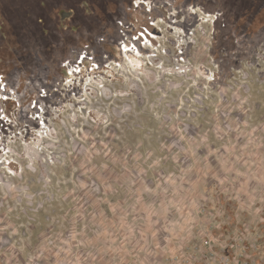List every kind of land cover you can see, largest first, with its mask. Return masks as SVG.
<instances>
[{
  "label": "rangeland",
  "instance_id": "1",
  "mask_svg": "<svg viewBox=\"0 0 264 264\" xmlns=\"http://www.w3.org/2000/svg\"><path fill=\"white\" fill-rule=\"evenodd\" d=\"M63 2L0 58V264H264V0Z\"/></svg>",
  "mask_w": 264,
  "mask_h": 264
},
{
  "label": "flooded vegetation",
  "instance_id": "2",
  "mask_svg": "<svg viewBox=\"0 0 264 264\" xmlns=\"http://www.w3.org/2000/svg\"><path fill=\"white\" fill-rule=\"evenodd\" d=\"M54 2L56 6L46 7V2ZM68 1V0H63ZM61 0H0V58L13 56V42L16 41V47H23L24 41L32 42V47H43V35L45 25V10L56 9V19L58 24L70 23L75 18V11L72 7L67 8L60 6L64 2ZM75 0H73L74 2ZM49 3V2H48ZM83 6H87L83 3ZM67 28L65 27L64 30ZM16 50V49H15ZM21 51V50H20ZM16 56H27L22 52H19ZM9 71L12 68V58L6 60ZM3 60L0 59V65H3ZM11 65V66H10ZM4 82L1 80L0 85ZM3 85H8L5 82Z\"/></svg>",
  "mask_w": 264,
  "mask_h": 264
}]
</instances>
